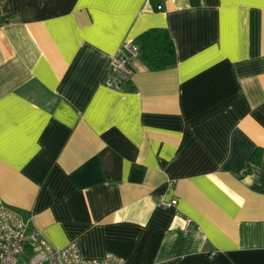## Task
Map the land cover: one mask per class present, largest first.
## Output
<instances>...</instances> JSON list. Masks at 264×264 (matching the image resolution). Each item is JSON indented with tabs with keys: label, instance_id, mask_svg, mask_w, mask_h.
<instances>
[{
	"label": "crops",
	"instance_id": "crops-1",
	"mask_svg": "<svg viewBox=\"0 0 264 264\" xmlns=\"http://www.w3.org/2000/svg\"><path fill=\"white\" fill-rule=\"evenodd\" d=\"M157 28L175 66L106 87ZM0 205L85 259L264 264V0H0Z\"/></svg>",
	"mask_w": 264,
	"mask_h": 264
},
{
	"label": "built area",
	"instance_id": "built-area-1",
	"mask_svg": "<svg viewBox=\"0 0 264 264\" xmlns=\"http://www.w3.org/2000/svg\"><path fill=\"white\" fill-rule=\"evenodd\" d=\"M157 10L161 7L157 6ZM139 56L138 46L124 41L113 56L104 76L103 84L117 92L130 81L133 75L132 62ZM158 208L169 209L177 200H155ZM0 264H125L120 257L107 253L98 259H85L75 243L63 248L54 247L30 222L21 218L7 207L0 205Z\"/></svg>",
	"mask_w": 264,
	"mask_h": 264
},
{
	"label": "trees",
	"instance_id": "trees-1",
	"mask_svg": "<svg viewBox=\"0 0 264 264\" xmlns=\"http://www.w3.org/2000/svg\"><path fill=\"white\" fill-rule=\"evenodd\" d=\"M133 42L139 48V56L151 71H163L175 66V48L167 30H147ZM259 156V152H255L251 161L258 164Z\"/></svg>",
	"mask_w": 264,
	"mask_h": 264
}]
</instances>
